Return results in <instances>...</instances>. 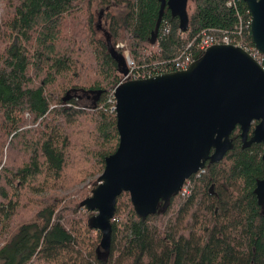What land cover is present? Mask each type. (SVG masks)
Masks as SVG:
<instances>
[{"label": "trees", "instance_id": "16d2710c", "mask_svg": "<svg viewBox=\"0 0 264 264\" xmlns=\"http://www.w3.org/2000/svg\"><path fill=\"white\" fill-rule=\"evenodd\" d=\"M1 1L0 239L13 234L0 242V264H264V208L254 193L264 144L243 148L239 128L224 159L190 178V195L161 203L157 214L142 219L123 193L105 259L102 234L90 226L96 213L82 206L96 183L79 188L119 146L108 99L126 70L125 50L144 70L173 72L204 32L252 49L245 0H189L186 33L166 9L155 43L158 0ZM96 3L104 12L125 7L108 13L106 41L96 33Z\"/></svg>", "mask_w": 264, "mask_h": 264}, {"label": "water", "instance_id": "95a60500", "mask_svg": "<svg viewBox=\"0 0 264 264\" xmlns=\"http://www.w3.org/2000/svg\"><path fill=\"white\" fill-rule=\"evenodd\" d=\"M158 1L152 42L166 9L186 33L189 0ZM245 3L255 48L264 54V0ZM127 73L126 64L123 75ZM116 99L119 146L106 159L100 184L82 202L96 213L90 226L102 234L100 247L106 253L123 193L130 194L136 213L145 220L158 213L161 203L168 207L208 162H221L234 147L231 136L237 128L243 148L264 144V67L241 47L214 45L186 71L127 81L117 87ZM254 193L264 208V179Z\"/></svg>", "mask_w": 264, "mask_h": 264}, {"label": "built area", "instance_id": "2783aa9c", "mask_svg": "<svg viewBox=\"0 0 264 264\" xmlns=\"http://www.w3.org/2000/svg\"><path fill=\"white\" fill-rule=\"evenodd\" d=\"M241 34H243L242 29L239 32L240 36ZM223 35L224 36L219 38V37H216L215 35L204 32L199 41L190 43L187 49L182 53V55L176 59V61L173 63V68H174L173 72L188 70L190 66L198 60L197 59L198 54L203 55L208 50V48L214 45H228V46L233 45L235 47H241L249 55H251L261 66L264 67V54L258 51L255 47L252 49L245 47L242 41H236V42L233 41L230 35H227V34H223ZM116 48L124 49L126 48V45L118 44L116 45ZM124 57L126 60L128 73L122 76L117 87L127 81L144 80V79L153 78V77L167 74V73H172V72L162 71L158 67H154L149 70H144L143 68H140L132 60L128 50H125ZM117 87L111 92V94L109 95V99H108V104H109L111 113H117V99H116ZM200 173L201 174L204 173V170H201L196 176H200ZM191 187H192V181L191 179H188L185 182L184 187L182 188V191L180 193L183 196L190 195Z\"/></svg>", "mask_w": 264, "mask_h": 264}, {"label": "rangeland", "instance_id": "374dc122", "mask_svg": "<svg viewBox=\"0 0 264 264\" xmlns=\"http://www.w3.org/2000/svg\"><path fill=\"white\" fill-rule=\"evenodd\" d=\"M3 6H4V2L0 0V20H1V17L3 15V13H4ZM93 11L95 13V25H96L97 36L100 39L106 41L108 36H109L108 29H109V21H110V19L107 16L108 13H110L111 15H115V14H118L120 12H124L125 11V7L118 6L116 4H112L107 9V11L104 12V11H102L101 7H99V5L96 3L93 6ZM120 44L126 45L125 43H120ZM81 102H83L84 105H89L90 104V103L86 104L84 101H81ZM103 173H104V171H103ZM103 173H101L100 175H96V176L90 177L82 185H80L79 188L87 187V189H92L93 188V184L96 183V187H94V189L92 190V192H93L98 187V185L100 184L99 178L103 175ZM92 192L90 193V196L92 195ZM86 213H88V211H86ZM90 213H92V212H90ZM12 234H13V231L7 233L3 240L0 239V242L10 240L11 237H12ZM1 245L2 244H0V246ZM105 254H106V252L103 249L99 250V257L101 259H105V257H106Z\"/></svg>", "mask_w": 264, "mask_h": 264}, {"label": "flooded vegetation", "instance_id": "af4514ba", "mask_svg": "<svg viewBox=\"0 0 264 264\" xmlns=\"http://www.w3.org/2000/svg\"><path fill=\"white\" fill-rule=\"evenodd\" d=\"M210 163V162H209Z\"/></svg>", "mask_w": 264, "mask_h": 264}]
</instances>
